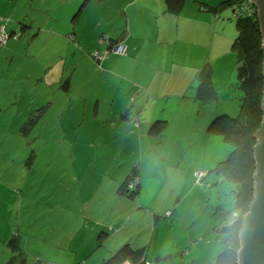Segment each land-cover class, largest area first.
<instances>
[{"label":"rangeland","instance_id":"rangeland-1","mask_svg":"<svg viewBox=\"0 0 264 264\" xmlns=\"http://www.w3.org/2000/svg\"><path fill=\"white\" fill-rule=\"evenodd\" d=\"M0 1L5 3L8 11L10 9L7 18L12 21L8 25H13V27L15 24L17 25L12 31L8 29V32L18 34L23 41L20 48L22 54L29 49L31 60L35 64V71L38 72L33 90L35 105L36 107H47L43 116L39 114L40 118L38 117L37 120H33L34 122L31 121L25 125L23 131L27 132L26 136L18 135L17 130L28 119L0 121V198L2 199L0 202V263L3 261L4 264H9L12 261L9 262L11 257L17 262H22L21 257L15 258L14 254L17 253V250L11 246L8 248L2 239L4 236L13 238L10 234L12 229H7L6 225L9 224L12 227V219L17 221L18 217L9 218L15 214L17 209L14 212L11 209L4 210V207H13L11 197L14 194L18 196L23 192L22 197L31 212H26L20 219L22 231L19 236L23 251L24 248L31 246V243H26L30 234L36 235L35 244L40 247L35 248L41 250L34 251V253L37 252L35 254L25 253L26 256L23 257H27L28 264H64L63 261H67L66 264H93L95 259L100 261L109 256V252H106L107 249L100 247L101 243L99 242V237L103 232L99 230H102V226L109 221V218L103 216L108 212L111 215L116 213L115 209L117 208L118 211L126 214L131 205L127 202L131 200L126 196L133 195L132 198L135 200H138L139 197L134 194L139 188L135 189L132 183L142 180V178L160 176L167 180L159 178L161 183L149 187V192L155 195L160 194L161 199L167 198L173 201L170 207L172 209L176 205H181V202L187 204H184L186 206L184 211L186 210L187 213L186 220L190 222L185 235L188 243H179L183 238L177 232H174L175 236L169 238L166 236L164 239L158 240L156 246L160 245L161 248L173 240H175L174 243L183 247L154 261L152 256H148L146 252L148 259L152 260L151 264L158 261H161L162 264H188L191 260L192 264H218L217 257L226 249L225 235L219 230L221 228L222 231L225 225L235 222L240 215L237 211L224 213L225 209L227 212L232 209L229 203L232 186L227 182H221L222 177L215 175L213 171L220 162L231 156L234 147L226 142L223 136L211 132L210 128L221 116L232 118L240 116L244 91L239 86L238 53L235 52L236 59H226L227 63L222 61V63L216 64L219 72L214 78V94L212 96L203 97L201 93L198 102L186 99L168 105L164 111L162 110L163 104L162 108L160 106L156 108L155 114L159 116V119L154 121L152 127L158 121H164L166 124L169 122L166 130L149 133V126L146 127L144 124L148 122L147 117H151L150 110L140 119L142 128L136 124V117L132 119L134 123L127 132L124 131L125 126H121L118 130H112L110 127L104 128L107 117L106 114L100 113L97 115L98 118L94 116L93 121H87L85 129L88 131L78 133L76 130L78 123L62 122L61 113L64 107L63 97H65L63 88L67 75L72 74L74 69L73 59L69 58L71 53L75 52L79 57V51L81 55L86 51H83L78 39L69 41L70 45L67 46L64 42L56 39L55 34H53L54 40L52 41L49 38L50 33L48 34L46 31H55L67 38L63 27L72 24L67 20L68 15L73 17V21H77L79 16L77 14L84 5L92 8L90 15L87 16L89 17L88 26L93 23L101 24L100 18L109 15L108 0H82L76 9L73 6L74 3L81 0ZM99 2L101 6H99ZM85 9L81 11V17ZM20 16L27 25L34 26L37 31L41 28L45 30L40 36V41L33 46H29L27 41L26 30L28 29H23L18 24ZM51 42L53 53L60 51L63 53H60L59 58L52 59V65L55 66L53 76L45 78L46 49ZM3 47L0 46V50ZM41 51H44L42 58L33 57L34 52ZM64 51L69 52L68 67L66 66L68 73L66 70L64 71L66 57L63 59V63H60V56L64 54ZM103 53L105 51L100 52V55ZM97 54L95 53V56ZM32 65L31 61L30 66ZM0 67L6 71H9L11 67L6 54L0 53ZM41 76L42 79H40ZM76 98L79 97L75 96ZM65 99L68 100L69 96ZM189 100V107L183 106L182 102ZM5 101L7 104V100ZM115 107L117 108L114 106L111 115L113 117L115 111L116 119L120 120L119 110H115ZM136 108L135 116L141 111L142 106L138 105ZM108 124L111 125V122ZM31 169L30 180L21 184L20 176ZM168 169L173 172L181 171L182 175L185 174L186 177L174 178L171 182ZM136 171L138 172L137 176L134 175ZM196 171L206 175L211 172L209 180L205 179L207 183L196 185L192 178ZM96 173H101V175L95 178ZM130 175L134 179L130 178L126 186L125 182ZM88 179H92L91 189L94 186L95 192L93 198L88 200L89 197H87L84 206H81L80 204L83 205L81 193L84 185H87ZM193 184L197 187L196 189L193 188ZM221 205L223 206L221 207ZM140 206L145 207L142 203ZM180 216H182L181 213ZM174 218L172 217V219ZM116 219L115 228L120 224V219ZM153 227L150 226V238L154 232V230L152 231ZM12 228H18L17 231H19V227ZM94 228L100 233L96 234L93 231ZM50 229L52 232L49 231ZM144 232L146 233V231ZM117 238L121 239L116 236L107 243H111V247L113 245L116 247ZM102 240L106 241V236H103ZM91 242L96 250L86 259L87 249ZM51 243L62 244V246L72 245L74 250L78 249V261H71V258L75 257L72 253H68V257L62 258L61 252L55 253V250H52L50 258L45 257L46 249L44 247ZM168 248L173 249V245Z\"/></svg>","mask_w":264,"mask_h":264},{"label":"crops","instance_id":"crops-1","mask_svg":"<svg viewBox=\"0 0 264 264\" xmlns=\"http://www.w3.org/2000/svg\"><path fill=\"white\" fill-rule=\"evenodd\" d=\"M164 1L108 0L109 5L107 11L109 15L102 16L99 20L102 23L97 25L93 23L90 25L91 27L88 26L89 17H87L92 11L90 6L86 7L84 5L80 8L77 14V16L79 15L77 21H73V17H70V14L68 15L67 20L68 22L71 21L72 24L71 26L63 27L64 33L67 36L69 33L75 34L76 39L80 41L83 51H86V56L85 54L81 55L78 50L79 57L75 52H72L69 57L73 59L72 66L74 69L72 74L67 75V80L63 88L65 97L67 98L69 96L68 100L63 97L64 107L61 113L63 123L73 124L76 122L78 123L76 124L78 133H85L86 130L88 131V129H85L87 128L85 127L87 121H93L94 116L98 118L97 115L103 113L107 117L105 119V126L102 124L104 128L108 129L110 127L112 130H118L121 126H125L124 131L127 132L134 123L132 119L135 117L136 124L139 128H142L140 119L145 113L147 114L151 110V117H147L148 122L144 125L146 127L149 126L148 131L152 133L150 130L152 124L156 119H159V116L155 114L158 106L162 108L163 104L162 110L164 111L168 105L176 102L179 103L182 100L192 99L198 102V98L201 96V77L204 70L211 68L214 85L215 75L219 72L216 64L218 62L222 63V61L227 63L226 59H236L237 53L235 54L234 44L240 35V30L237 21L233 18L231 8H226L219 12L213 11L221 3L229 0H187L184 9L179 14L167 12ZM81 2L82 0L76 1L73 5L74 8H78ZM98 4L101 6L100 2ZM83 9L85 11L81 17V11ZM9 13L10 9L8 11L5 3L0 1V31L3 26H5L7 33L8 29L12 31L17 27L16 24L14 27L13 25H8L12 21L7 18ZM22 20L20 16L18 23ZM30 27H32V30L34 29V26ZM44 31L41 28L39 35L31 40L29 46H33L39 42L40 36ZM46 32L48 34L50 33L49 38L52 41L54 40L53 34H55L57 36L56 39L64 42L67 46L70 45L65 36L59 35L55 31L47 30ZM38 38L39 40L37 41ZM21 42L23 41L10 39L6 46H2L3 48L0 50L1 54L7 55V60L11 64L9 71L0 67V121H15L19 118L21 119L20 121L24 118L28 119L17 130L18 135L23 134L26 136L27 132L23 131L25 125L29 124L35 117L41 114L43 108L47 110V107H36L35 105L33 90L38 72L35 71V64L31 60L29 49L22 54L20 50ZM24 43L26 42L24 41ZM122 43L126 49V53L124 54L110 53L101 59L95 56V53L106 52L108 49ZM51 47L52 42L49 43L48 49H46L47 62L44 64L45 78L53 76L55 66L52 65V59L54 57L59 58L60 53H63V51L53 53ZM43 53L44 51L39 53L34 52L33 57L39 56L42 58ZM91 53L94 54L92 55ZM68 54L69 52L64 51V54L60 56V63H63V59L66 57L64 71L66 70L67 73ZM17 58L18 60H15ZM14 61H16L15 64ZM31 61L32 66H30ZM40 79H42V76ZM75 96L79 98L75 99ZM5 100H7V104ZM190 100L188 102L183 101V106L189 107ZM138 105H141L142 108H140L141 111L138 115L135 116ZM114 106H117L115 110H119L120 120L116 119L117 114H115V111L113 117L111 115ZM132 108L133 110H131ZM110 122L111 125L108 124ZM168 124L169 122L166 124V128ZM118 160L121 161V159ZM168 171L171 182L174 178L186 177L185 174L184 176L182 175L181 171L173 172L169 169ZM136 174L138 175L137 171ZM209 174L208 172L207 180H209ZM31 175L32 169L29 172L23 173L19 178V182L25 184L30 180ZM99 175L101 173H96L95 178ZM159 178L165 179L157 176L154 178H142L140 180L141 183L137 190L138 192H134L136 196H139L138 200L132 198L133 195L126 196L131 200L127 201L131 205L126 211V214L118 211L117 208L115 209L116 213H112L111 215L108 212L103 216L104 218H109V221L102 226V230H99L103 231L101 237H99V242L101 243L100 247L107 249L106 252H109V256L100 261L92 259L94 260L92 262L93 264H107L123 249H125L126 253L122 261L129 260L133 263H139L145 258L151 264L152 260L148 259L146 252L148 256H152L151 258L154 261L159 257L166 256L167 253L173 250L175 251L183 247L174 243L175 240L162 248L160 245L156 246L158 240H162L166 236L168 238L175 236L174 232L182 235L183 240H180L179 243H188L185 235L187 234V225L190 222L186 220L187 213L186 210L184 211L186 207L184 204L186 203L181 202L182 206L176 205L172 209L170 207L173 201L167 198L161 199L160 194L155 195L149 192V187L161 183ZM192 178L195 180L196 185L207 183L206 180L202 183H197L195 174ZM86 183L87 185H84L81 193L83 195V205L80 204L81 206H84L87 197H89L88 200L93 198V193L95 192L94 186L91 189L92 179H88ZM193 188L196 189L197 187L193 184ZM22 193L18 196L14 194L11 197L13 199V207L4 205V210L11 209L15 212V209H17L15 214L9 218L18 217L17 221L12 219V227H19V231H17L18 228H12L9 224L6 225V228L12 229L11 236L20 240L21 249L14 254L15 258L17 256L21 257V260L25 264H28L26 261L27 257H23L26 256L25 253L30 254L34 253V251L41 250L35 248L40 246L35 244L37 237L34 234H30L31 236L26 242L31 243L29 248H24L23 251L21 246V237L19 234L22 231V227L20 228V219L23 214L30 212V208L25 203ZM1 201L2 199L0 198ZM140 203L145 205L146 208L141 207ZM180 213L182 216H180ZM178 215L179 217H177ZM172 217L175 218L172 219ZM116 218L120 219V224L117 228L114 227L117 225ZM230 224L225 225L223 228ZM150 226H154L152 228L154 232L151 238L149 236ZM142 230L146 231V233L144 231L142 232ZM49 231L52 232V229ZM93 231L96 234L100 233L95 228ZM124 231L126 232L124 233ZM219 231L221 232V228ZM121 232H123V235H121ZM103 236H106V241L102 240ZM116 236H119L121 239L117 238L115 241L116 247H113V245L112 248L111 243L107 242ZM2 239H4V243L10 248L9 242L12 238L10 239L8 236H4ZM91 244L92 242L87 249L88 255L85 257L86 259L96 250ZM96 245L98 246L99 243ZM171 245H173V249L168 248ZM44 248L46 249L45 257L48 256L50 258L52 250H55V253L61 252L60 256L62 258L68 257V253H72L75 256L71 258L72 262L78 261L79 259L77 257L78 249L74 250L72 245L62 246V244L51 243ZM56 249L58 250L56 251ZM21 252L22 256L20 254ZM11 260H13L12 257L9 262ZM66 262L63 261L64 264ZM121 262L111 264H120ZM4 263L2 261L0 264ZM154 264L162 263L158 261ZM188 264H192V260Z\"/></svg>","mask_w":264,"mask_h":264},{"label":"trees","instance_id":"trees-1","mask_svg":"<svg viewBox=\"0 0 264 264\" xmlns=\"http://www.w3.org/2000/svg\"><path fill=\"white\" fill-rule=\"evenodd\" d=\"M239 1L240 0H229L223 2L214 8L213 11L219 12L220 10L231 8L233 13V6ZM186 2L187 0L164 1L166 11L173 14H179L184 9ZM236 21L238 23L240 35L234 44V49L236 53H238L239 86L244 91L241 112L238 118H232L230 116L219 117L211 126L210 131L223 136L225 141L234 147L231 156L227 160L220 162L213 171L215 175L222 177L221 182H227L232 186L230 194L231 199L229 202L232 209L228 212L225 209L224 213L227 214L232 211H237L240 216L230 226L223 228L221 231L223 235H225L226 249L217 257L218 264H238L239 250L241 247L240 233L243 228V221L250 210L255 196L254 174L256 171V162L254 158V148L258 142L256 134L261 127L264 117V47L260 22L257 16ZM18 24L23 29H28L26 30L28 36L27 41L30 45L31 40L39 35L40 29L37 31L34 27L32 30V27L27 25L24 19ZM2 29H5L7 33L5 26H3ZM2 29L0 34L2 33ZM7 34L9 35V39L6 44L10 39L21 40L15 32H8ZM67 38L68 41L76 40L73 33L67 36ZM27 41L25 42L27 43ZM201 78V93L203 97L212 96L214 94V85L211 68H206ZM45 111L46 109L43 108L40 116H43ZM40 116L38 115L33 120H37ZM165 128L166 122L158 121L152 127L151 132L159 133ZM209 173L210 176L211 172ZM132 175L128 177L126 186L130 178L134 179ZM134 175L137 176L136 172ZM207 177L208 174L205 179H207ZM135 192L137 193L138 191L136 190ZM222 206L223 205H221V207ZM19 241L20 240L17 238H12L9 245L14 250L20 251L21 247ZM125 253V249L118 252L107 264L121 262L125 257ZM20 254L22 256V252ZM9 264L25 263L23 260L22 262L12 260Z\"/></svg>","mask_w":264,"mask_h":264},{"label":"water","instance_id":"water-1","mask_svg":"<svg viewBox=\"0 0 264 264\" xmlns=\"http://www.w3.org/2000/svg\"><path fill=\"white\" fill-rule=\"evenodd\" d=\"M253 2L258 9L264 47V0ZM256 138L258 142L254 148L255 196L249 212L244 217L238 264H264V117Z\"/></svg>","mask_w":264,"mask_h":264},{"label":"built area","instance_id":"built-area-1","mask_svg":"<svg viewBox=\"0 0 264 264\" xmlns=\"http://www.w3.org/2000/svg\"><path fill=\"white\" fill-rule=\"evenodd\" d=\"M254 16L258 17V9L257 6L254 4L253 0H240L233 6V17L236 20H241L245 18H253ZM9 39V35L5 32V29H2V33L0 34V45H6L7 40ZM125 48L122 44L116 46L113 49L115 53H124ZM108 55V52L104 54H97L96 57L101 59ZM205 173L197 172L195 173L197 183H202L206 178ZM140 184V180L132 183V186L136 188ZM171 214V213H169ZM122 264H150L145 258H143L139 263H133L129 260L123 262Z\"/></svg>","mask_w":264,"mask_h":264},{"label":"clouds","instance_id":"clouds-1","mask_svg":"<svg viewBox=\"0 0 264 264\" xmlns=\"http://www.w3.org/2000/svg\"><path fill=\"white\" fill-rule=\"evenodd\" d=\"M232 15H233V13H232ZM233 18H234V17H233ZM235 20H236V19H235ZM118 45H120V44H117L116 46H118ZM122 45L124 46L123 43H122ZM116 46H114V47H112V48H110V49H108V50L106 51V52H108V55H109L110 53H115V52H113V49H114ZM124 48H125V46H124ZM124 53H126V49H125ZM124 53H120V54H124ZM99 54H100V53H99ZM108 55H107V56H108ZM140 183H141V182H140ZM138 186H140V184H139ZM138 186H137V187H138ZM137 187H136V188H137ZM136 188H135V189H136ZM124 262H125V261H124Z\"/></svg>","mask_w":264,"mask_h":264}]
</instances>
